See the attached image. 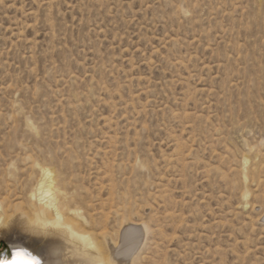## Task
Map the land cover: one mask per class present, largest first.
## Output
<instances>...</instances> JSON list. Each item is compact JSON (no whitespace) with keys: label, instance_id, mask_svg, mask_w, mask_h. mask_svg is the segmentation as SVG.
Segmentation results:
<instances>
[{"label":"rangeland","instance_id":"rangeland-1","mask_svg":"<svg viewBox=\"0 0 264 264\" xmlns=\"http://www.w3.org/2000/svg\"><path fill=\"white\" fill-rule=\"evenodd\" d=\"M39 166L127 264H264V0H0V253Z\"/></svg>","mask_w":264,"mask_h":264},{"label":"bare ground","instance_id":"bare-ground-1","mask_svg":"<svg viewBox=\"0 0 264 264\" xmlns=\"http://www.w3.org/2000/svg\"><path fill=\"white\" fill-rule=\"evenodd\" d=\"M39 171L40 179L28 197L31 212L13 215L5 226V230H16L17 233L15 242L2 253L3 261H11L15 251L23 249L41 264H127L134 247L130 234L139 229V224L122 220L115 240L104 225L109 212L103 222L92 214L94 205L81 206L85 209L81 212L79 205L86 204L84 193L73 188L72 192L65 191L66 188H62L64 178L59 179L49 167L39 166ZM121 207L123 205L119 210ZM1 222L5 223V220Z\"/></svg>","mask_w":264,"mask_h":264},{"label":"snow or ice","instance_id":"snow-or-ice-1","mask_svg":"<svg viewBox=\"0 0 264 264\" xmlns=\"http://www.w3.org/2000/svg\"><path fill=\"white\" fill-rule=\"evenodd\" d=\"M15 255L17 257H28V259L32 262V264H41V261L37 259L35 256H33L31 253L23 250V249H17L15 251Z\"/></svg>","mask_w":264,"mask_h":264},{"label":"clouds","instance_id":"clouds-1","mask_svg":"<svg viewBox=\"0 0 264 264\" xmlns=\"http://www.w3.org/2000/svg\"><path fill=\"white\" fill-rule=\"evenodd\" d=\"M0 264H32L26 257H17L15 254L11 261H0Z\"/></svg>","mask_w":264,"mask_h":264},{"label":"water","instance_id":"water-1","mask_svg":"<svg viewBox=\"0 0 264 264\" xmlns=\"http://www.w3.org/2000/svg\"><path fill=\"white\" fill-rule=\"evenodd\" d=\"M0 261H3L2 253H0Z\"/></svg>","mask_w":264,"mask_h":264}]
</instances>
